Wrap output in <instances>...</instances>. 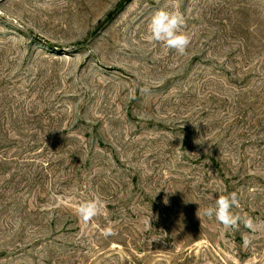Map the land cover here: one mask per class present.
<instances>
[{"label": "rangeland", "instance_id": "rangeland-1", "mask_svg": "<svg viewBox=\"0 0 264 264\" xmlns=\"http://www.w3.org/2000/svg\"><path fill=\"white\" fill-rule=\"evenodd\" d=\"M0 264H264V0H0Z\"/></svg>", "mask_w": 264, "mask_h": 264}, {"label": "clouds", "instance_id": "clouds-1", "mask_svg": "<svg viewBox=\"0 0 264 264\" xmlns=\"http://www.w3.org/2000/svg\"><path fill=\"white\" fill-rule=\"evenodd\" d=\"M184 24L185 20L179 11L157 10L148 23L146 39L168 49H174L178 54L183 55L190 44V37L183 30ZM237 205L236 193L218 195L213 206L203 209V214L209 218L215 217L224 225L236 226L241 220V217L233 211ZM99 211L98 203L91 200L85 201L79 207V215L85 220L96 216Z\"/></svg>", "mask_w": 264, "mask_h": 264}]
</instances>
